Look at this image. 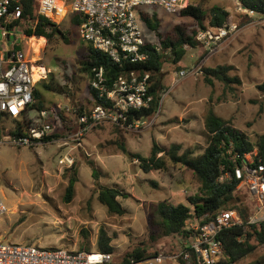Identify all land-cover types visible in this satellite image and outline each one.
Wrapping results in <instances>:
<instances>
[{
	"label": "rangeland",
	"instance_id": "obj_1",
	"mask_svg": "<svg viewBox=\"0 0 264 264\" xmlns=\"http://www.w3.org/2000/svg\"><path fill=\"white\" fill-rule=\"evenodd\" d=\"M187 2L201 12L205 26L210 9L222 8L228 13L225 25L235 26V31L216 45L198 42L196 48L184 46L186 54L178 70L171 63L170 52H164V90L154 124L130 131L99 124L86 133L82 147L71 153L77 164V182L70 202L63 201L70 172L57 164L58 157L68 149L59 147L61 142H51L52 139L30 146L12 145L4 138L12 136L14 124L8 118L0 122V195L7 208L0 219L1 242L97 251L98 233L103 230L113 248L112 259L118 262L142 245H151L147 248L149 252L166 254L179 249V238L159 237V218L154 210L163 200L187 203L186 199L197 190V180L190 171L171 166L166 171L145 173L132 156L148 157L154 143L164 149L178 144L181 150L200 153L207 144L204 120L209 110L251 139L255 134H264V93L257 90V85L264 82V16L249 13L236 0ZM148 8L159 21L157 31L147 29L142 23L140 28L144 40L159 51V38L174 26L180 25L188 31L196 27L192 18L181 16L178 11L169 14L159 6ZM58 15L53 23L58 24L63 37L51 41L44 38L43 46L28 44L30 37L35 36L27 37L21 26L20 33L15 35L17 40L11 37L10 43L19 46L31 68L39 67L44 72L35 79L42 107L27 111L26 119L31 122L28 127L51 123L49 117L43 120L41 113L54 111L56 121L52 122L51 132L62 130L65 134L53 140L62 141L75 125L77 108L89 112L94 100L89 92V77L80 65L88 44L81 39L77 27L68 24L69 15L61 21L58 19L62 15ZM0 49H4L1 44ZM196 66L200 67L198 74L172 84L175 73ZM222 66L232 68L226 75L231 80L237 78L239 83L224 84L204 72ZM43 85L49 89L45 90ZM87 162L93 164L96 178H92V167ZM99 186L115 188L125 196L117 198L123 214H110L97 201ZM242 192L249 196L245 188ZM237 196L244 198L242 193ZM261 260H264V245L256 246L234 264H254Z\"/></svg>",
	"mask_w": 264,
	"mask_h": 264
},
{
	"label": "built area",
	"instance_id": "obj_2",
	"mask_svg": "<svg viewBox=\"0 0 264 264\" xmlns=\"http://www.w3.org/2000/svg\"><path fill=\"white\" fill-rule=\"evenodd\" d=\"M19 2V0H0V44L4 48L0 49V113L18 120L26 115L27 108L33 103L36 81L24 54L21 50L15 49L13 42L10 43V38L13 37L14 41L16 33H20L19 26H10L20 18ZM142 6H159L165 12L173 14L186 8L188 2L187 0H38L36 14L52 23L53 18L57 19V13L61 11L63 14L58 21L70 14L79 15L82 22L77 28L78 33L92 49L107 55L116 64L139 63L146 59L142 47L148 43L143 38L141 22L137 14L138 8ZM249 13L253 14L251 11ZM234 31L235 26L228 25L214 29L207 28L198 31L195 39L207 46L216 45ZM199 71V66L179 70L172 78V84L195 76ZM91 72L90 87L96 90L98 97L107 101L108 105H95L87 113L76 114L75 125L66 137H63L62 141H51H59L61 142L58 144L59 147L68 149L65 154L58 157L57 164L61 168H70L73 165L72 151L82 147V138L93 127L110 124L129 131L138 130L153 125L160 113L158 108L150 118L141 117L130 122L126 121L130 112L146 108L151 100L147 93L148 73L140 74L132 71L120 75L108 87L105 85L102 68H93ZM41 117L43 120L49 117L51 123L43 122L39 128L28 127L25 136H11L4 140L15 146L41 144L43 137L51 133L56 114L54 111H44ZM218 180H235L236 191L243 188L247 190L254 210L245 225L259 227L264 236V164L260 161L257 151L244 154L239 167L234 168L232 172H224ZM6 212L7 208L0 195V219ZM242 225L243 221L234 210L220 211L212 221L202 225L193 218L185 227L191 235L179 239L177 251L169 254L158 253L140 260L130 258L126 263H118L112 259L111 254L95 250L45 249L0 241V264H179L180 258L187 261L191 254L196 264H219L226 258L224 245L218 239L219 233L224 229Z\"/></svg>",
	"mask_w": 264,
	"mask_h": 264
},
{
	"label": "trees",
	"instance_id": "obj_3",
	"mask_svg": "<svg viewBox=\"0 0 264 264\" xmlns=\"http://www.w3.org/2000/svg\"><path fill=\"white\" fill-rule=\"evenodd\" d=\"M21 8L20 18L13 22L11 27L19 26L23 28V34L30 37L28 44H36L43 46L45 40L51 41L53 38L63 37V32L58 24L52 23L49 20L39 17L36 14L38 0H19ZM246 11H251L255 15H264V0H236ZM149 6L138 8L137 14L140 22L149 30L157 31L159 21L156 14L149 10ZM181 16L192 18L195 21L196 27L188 31L186 28L176 25L171 31L159 38L160 51L151 43H147L142 47V52L146 54V59L139 63L122 62L116 64L105 54L92 49L88 44L85 57L80 62L81 71L84 72L89 80L92 78L91 70L93 68H102L105 85L110 87L113 80L120 75H125L129 72L140 74H149V86L147 93L151 100L146 108L138 111L130 112L126 121L140 119L141 117L150 118L156 113L161 94L164 90L162 67L165 63L164 52L169 51L172 60L171 63L178 70L181 69L182 60L186 54L184 46L196 48L198 41L195 36L198 31H204L207 28H219L226 24L228 13L218 6H213L210 9V18L208 26H205L201 21V12L192 6H187L177 12ZM72 15V16H70ZM68 21L69 25L77 27L82 22L79 15L70 14ZM26 24V27H23ZM37 37V38H36ZM44 37V38H43ZM18 50L19 46H15ZM200 59V58H199ZM199 61V60H198ZM229 66H222L216 69H205L204 72L224 84L235 81L239 83L237 78L232 80L226 75L230 70ZM45 90L49 86H42ZM89 92L94 100L95 105L107 106L108 103L98 97L97 91L92 89L90 85ZM257 90L264 93V82L257 85ZM34 102L27 108L40 110L42 101L40 99V91L35 88L33 90ZM77 115L87 113L80 108L76 110ZM10 119L14 124V129L10 132L13 137H22L26 135V128L31 122L26 119H12L4 113H0V122L3 119ZM59 118L64 121L61 114ZM204 128L206 131V147L200 153H194L190 149L181 150L180 145L171 144L167 149L159 148L155 143L152 144L150 155L141 157L133 155L132 158L139 162V169L147 173L152 170L166 171L169 166L183 168L191 172L192 176L197 180L198 187L195 193L190 195L187 203H174L172 201H160L157 203L154 212L159 218L157 223L159 237L162 238H179L185 239L190 237L191 232L185 227L190 219H195L199 225L212 221L215 216L224 210H234L238 217L243 221L242 226H235L229 229L222 230L218 239L224 245L226 254L225 260L219 264H234L246 254L252 252L256 246L264 245V236L259 227L247 226L249 215L254 210V205L250 196H247L240 191H236L237 181L224 180L219 181L218 178L226 171L232 172L234 168L239 167L241 158L244 154L253 150L257 151L260 161L264 164V134H255L254 138L247 137L243 132L233 128L229 122L217 117L212 110H209L204 120ZM64 131H52L48 136L43 137V141L47 142L51 139H58L65 133ZM84 138V137H83ZM160 154V156H158ZM87 164L92 167L91 176L96 178V171L91 162ZM77 164L75 162L68 168L70 176L67 179L63 201L70 202L74 195V185L77 182L76 178ZM242 193L244 198H238L237 194ZM123 195V194H122ZM120 195L115 188H107L99 186L97 192V201L105 207L110 214L121 215L124 210L121 208L117 198ZM124 196V195H123ZM125 197V196H124ZM152 235L150 240L153 241ZM240 239V241L238 240ZM255 244H252V242ZM151 245H142L133 249L130 253L125 254L118 263H126L130 258L135 260L144 259L158 253L149 252L147 248ZM175 247V244H174ZM97 251L112 255L113 248L110 245V239L106 236L103 230L98 233L96 241ZM78 251H90L85 247H81ZM179 264H196L193 254L189 260L179 259ZM254 264H264V260L256 261Z\"/></svg>",
	"mask_w": 264,
	"mask_h": 264
},
{
	"label": "bare ground",
	"instance_id": "obj_4",
	"mask_svg": "<svg viewBox=\"0 0 264 264\" xmlns=\"http://www.w3.org/2000/svg\"><path fill=\"white\" fill-rule=\"evenodd\" d=\"M62 13H63V11H61V12H59L57 14H59L58 16L60 17L62 15ZM31 72H32V76H33L34 80L35 79L37 80L40 75L44 74V72L41 71V69L39 67H34V66L32 67Z\"/></svg>",
	"mask_w": 264,
	"mask_h": 264
},
{
	"label": "crops",
	"instance_id": "obj_5",
	"mask_svg": "<svg viewBox=\"0 0 264 264\" xmlns=\"http://www.w3.org/2000/svg\"><path fill=\"white\" fill-rule=\"evenodd\" d=\"M44 38V37H43Z\"/></svg>",
	"mask_w": 264,
	"mask_h": 264
}]
</instances>
